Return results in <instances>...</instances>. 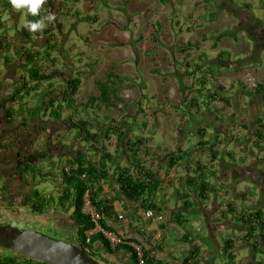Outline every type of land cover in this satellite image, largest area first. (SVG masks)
<instances>
[{
  "label": "trees",
  "instance_id": "trees-1",
  "mask_svg": "<svg viewBox=\"0 0 264 264\" xmlns=\"http://www.w3.org/2000/svg\"><path fill=\"white\" fill-rule=\"evenodd\" d=\"M205 1H213L214 5L216 2H221L229 8L232 6L233 10L237 8L233 4L235 0ZM240 4L242 8L238 9L240 10L239 21L247 25L250 20H254L253 14L250 12V4L246 1H241ZM46 6H52L51 0H46ZM47 7L42 6L39 16H28L27 19L35 20L47 15V12H50ZM3 10H9L10 14L14 13L9 0H0V12ZM84 18L88 17L85 16ZM3 24L4 21L0 20V31L2 32V34L0 33V63L11 64L12 57H10L9 53L13 50L16 55L24 57L23 62L22 58L20 61L28 75L21 77L18 87L13 88L0 98V118L2 122L14 121V117L17 116V118L23 120V126L28 128L31 123L47 118L53 125L59 126L58 130L69 129L76 131L79 141L82 142L81 147H72L65 164L58 169L60 170L59 172L58 170L56 174L51 171L40 172V176L45 179L54 178L55 187H61L59 202L61 206L67 205L77 228V238L81 242L82 247L87 248L93 257H95V253L93 254V251L95 252L94 246L97 244L101 251L109 255L126 252L129 255L130 263L137 264L136 254L131 245L128 244L129 240L120 235L122 242L114 247L110 246L109 241L101 232L92 233L89 242L86 243V232L93 228L94 223L91 221L90 216L82 210L84 196L87 193L92 206L102 216L100 220L102 228L115 233L105 218L113 212L114 208L112 204L106 201V198H99L100 193L103 191V185L111 184L114 181L115 186L111 188L115 194V199H125L126 202H129L136 209L141 210L152 208L160 211L162 209V196L166 195V193H162L165 189L164 185H162L164 179L160 178L154 169L146 168V166L140 164L141 150H145L147 139L134 136L135 140H133L129 137V125L121 123L122 120H116L113 117L107 119L105 117L107 120L105 122V120L103 121L97 116V111L102 107L116 110H124L128 107L129 103L124 101L117 85L111 80L112 76L117 79H120V76L114 73H107L105 81L95 79L96 92L90 94L84 101H77L76 94L80 83L79 77L52 82L51 79L53 80L56 75L63 77L64 74L57 69L51 73L41 72L37 66V61L42 60V56L39 57V52L32 50L31 47L34 46H17L12 43L1 27ZM248 27L250 25H247V29ZM50 30V27H46L42 32H37V36L40 39L36 40H43L41 41L42 48H49L50 42L54 40V35L51 34ZM254 30H257V28H254ZM16 31L22 33L25 40H32L34 33L29 32L24 26L16 29ZM263 31L264 29L262 28L261 32ZM221 34L223 36L228 35L226 32H221ZM12 38L15 40V37ZM260 42L259 50H253L250 57L254 53H261L262 49H264V40L262 39ZM190 45L191 43H186L185 47ZM43 53V58L47 57V52L44 49ZM229 57L230 53L225 49L217 52V59L220 61H229ZM236 62H240V60H236ZM223 66L225 65L220 62H209L202 65L198 62L195 64V71H202V75L197 78V94L190 97L187 102V108L194 110L195 114H198L197 119H192L194 113L191 112L189 114V123L191 122L190 126L195 129L194 137L197 140L186 149L172 152L166 159L165 164H160V167L166 172L176 167H183L186 172V175L180 178V186H173L168 199L165 201V203L172 202L173 207L168 208L164 205L163 208H167L166 210L169 212L166 219L167 222H173L185 228L189 224V217L194 216L197 219L199 216L204 217L205 215L207 216L206 213L211 212V207L209 208L207 204L209 198H211L210 203L213 204L214 200L219 199L220 201L217 202V205L226 207V209L219 211L218 217H207L206 220L209 224H213L215 228H227L226 225L228 224L234 230L242 232V234L223 235L221 238L223 243L220 244L212 242V240L216 239V233L207 234L206 236L204 233H200V228H198L196 236L200 239V243L202 242L201 244L212 251L209 252V261L212 264H240L241 261L238 256L239 246L248 250V256H264V189L260 188L261 179L264 178V117L260 116L261 114L259 113L258 115L255 113L257 118L253 129H250L245 123L237 124L247 131L244 134H241V132L234 133L236 120L229 125L230 127L224 126L225 131H227L225 133H223L224 131L218 133L216 126L202 121L204 120L201 118L203 114L206 116L212 114L216 115V119L219 118L217 115L220 111L217 109V103H230L226 99L225 88L221 85L214 87L212 85L213 79L220 74V68ZM26 77L29 79H26ZM109 79L110 82L108 81ZM45 82H48L47 86L40 88V84ZM209 84L212 87H208ZM229 86L232 85L230 84ZM189 88L188 86L187 89ZM243 90V95L245 96L244 109L246 111L249 100L255 96H264V79L256 82L255 86L249 88L244 86ZM8 103L11 104L6 106ZM17 103H25L22 110H17L14 107ZM239 108L243 111V105L236 106V109ZM89 110L93 111L95 119L92 120V116L88 113ZM235 112H239V110ZM83 114L85 115L83 116ZM87 117L90 119H87ZM228 117L235 119L237 115L236 113H229ZM184 133L185 131L181 130V134ZM112 138L115 141L114 145L110 143ZM232 139H235L236 144L243 149L242 151H245L243 156L238 155L237 150L233 149V147H223L220 150L215 148L218 144L225 146L226 142L232 143ZM247 143H250L251 149L249 150L245 146ZM7 147H14V141ZM198 149L208 151V161L202 160L200 156H193ZM122 161L129 163L128 166H123ZM212 161L215 163L212 164ZM65 167H68V170ZM226 169L230 171L232 182L230 183L231 189L229 192L232 196L230 198L224 197L221 193V189L228 184L222 179L223 172ZM242 170H245L246 174H253L254 178L248 176L243 178L244 181L249 182L252 186L251 189H246L243 193H240L233 189L232 184L240 181ZM83 174L86 176L83 177ZM33 180L34 177L29 182L31 186L33 185ZM53 200L52 195L43 196L38 189L32 188L24 197L23 205L29 206L35 214H42L45 207L51 204ZM234 200H240L242 202L241 205L238 206ZM116 219H120L118 215ZM189 236L190 234L187 233L183 240H188ZM237 241H240L239 245ZM133 242L137 243L135 240ZM205 251L200 246L193 245L189 249L188 255L184 256L179 264H200L202 254ZM216 253L220 258L219 262H216ZM17 254L22 256L21 260L17 255H6L0 259V264H49L36 259L29 262L32 258L21 253ZM144 257L146 258V263L150 264L151 260L145 251ZM256 263L263 264L262 260Z\"/></svg>",
  "mask_w": 264,
  "mask_h": 264
},
{
  "label": "rangeland",
  "instance_id": "rangeland-1",
  "mask_svg": "<svg viewBox=\"0 0 264 264\" xmlns=\"http://www.w3.org/2000/svg\"><path fill=\"white\" fill-rule=\"evenodd\" d=\"M75 0H51L52 6L47 7L46 2L43 7H47V9H50V12H47V14L51 13L55 16L54 21L51 24H48L46 27H53L55 35L57 37H60L59 44L62 45V40L64 36L66 35L68 45H75L74 54L80 50V47L83 50L84 54V64L80 67L76 66V68L84 69L86 66L89 68V72L87 70H82L84 73V76H81L82 83L85 84L79 91L76 99L77 101H84L89 94L96 92V88L94 85L93 79H100L105 81L106 76L105 73L107 70L109 71V65L110 67H114L117 63L112 62L108 65V67L104 66L103 62L106 60H114V57L116 56V49H120L121 53L123 55H126V48L121 47L122 43H119V45H111L113 44L112 41H100V44L98 45L97 50H93L89 48L88 45H90L92 42L87 36L99 34L101 32V29L105 27L106 25L113 24L117 28H126L127 32L126 35H140L139 38L140 43L139 45H143L142 47L144 49L145 54L147 57L151 52H153V59L154 61L152 64H150V68L153 70H164L165 64L164 61H166V64L169 61L166 58L167 54L170 59L173 58V50H174V57L175 60L179 59L182 54V51H179L180 48V42L179 40H173L172 35H176L177 32H175V29H177V26H189L191 28H197L202 27L200 30H194V33L192 34V37L187 38L191 40H198L199 44H202L203 46H199V49L204 50H211L212 48L214 50V55L210 56L211 53H209V57L207 60H199L202 63H223L225 66L220 68V74L216 77V79H213V87L214 86H223L225 88V95L226 99L230 103H224L219 102L217 103V109H219L220 112H218L219 118L212 117V119L209 121V124H213L214 120V126H216V131L218 133H221V131H225L224 126L228 127V124H233L234 120H236L235 124L236 126H239L240 122H244L250 129H253L255 126V120L257 118L258 113L261 114L260 116L264 117V96H255L251 100L248 101L247 110L245 111V96L243 95L244 92V86L246 87L247 83V77L248 73H250L254 78L255 81L258 82L259 80L264 79V49H262L261 53L259 54H253L252 57H250L251 52L253 50L258 51L261 45L262 39L264 40V31L261 32V29H264V7L263 4H261L259 7L255 8L253 10H250L251 14H253V18L255 17L258 21L250 20L247 25H250L247 29V25L243 24L239 21L240 16V8H234L233 10L231 7L229 8L226 5H223L221 2H216L215 5L212 2H207L205 0H188V5L182 6L181 0H146V2L142 0H131L130 4H127L125 0H81L77 5L73 7V2ZM239 0H235L233 4H238ZM116 7L119 6V7ZM73 8V9H72ZM120 8V9H119ZM118 9V10H117ZM14 13L9 12V10H3L0 12V20L4 21V24L2 29L4 31H9L11 37H15V40L11 38V42H14L17 46H26L31 47L35 44H37L39 41L36 39H40L37 36V32H34L32 36V40H25V37L22 33L19 31H16V29H20L22 26H24L25 17L15 10H13ZM210 15V16H209ZM237 17H234V16ZM88 18H84V17ZM209 18V21H206V19ZM235 18V20H234ZM209 22V25L206 26L204 23ZM131 23H137L138 24V31L135 33H131V28L129 27ZM65 25V29H63V32L59 30V25ZM259 25V26H258ZM45 27V28H46ZM157 28V31L154 28ZM57 28V29H56ZM128 28V29H127ZM254 28H257V30H254ZM109 28H106V30ZM130 29V30H129ZM7 31V32H8ZM221 32H226V34L223 36ZM106 33V31L104 32ZM212 36H211V34ZM107 36H109V33H106ZM191 33H188L187 36H190ZM210 38H207L209 37ZM208 39L203 43L204 40ZM262 38V39H260ZM185 39V37H184ZM43 41V40H41ZM40 41V43H41ZM208 43V44H206ZM211 43H214L215 47L211 45ZM183 44V43H182ZM181 44V45H182ZM177 45V47L175 46ZM253 46L255 47L253 49ZM60 47V49H61ZM69 47V46H67ZM130 47V45H129ZM160 47V49H159ZM130 48H134V45H131ZM158 48V49H157ZM215 48V49H214ZM157 49V50H156ZM218 49H225L230 53L229 61L223 62L217 59V52ZM67 51V49H65ZM155 50V51H154ZM73 49L71 50L72 53ZM168 52V53H167ZM73 54V56H74ZM44 53L42 52L40 56H43ZM51 57H55L54 61L48 62L47 59L44 61L45 63H42V71L47 73V71L51 70L52 68H57L61 72H65V77L68 78L71 77L72 71L76 68H72L73 66H69L68 68L64 65H60L59 62L62 61V55H56L53 56V54H50ZM67 55V54H66ZM195 55V56H194ZM196 50L192 53L191 66L193 67L192 71L195 72V62L194 59H196ZM72 56V54H71ZM19 57L13 55V58L15 61H12L11 65H5V63H0V98L5 96L9 89V82L13 83L14 80L17 81L21 78H19V75H21L22 72H24L23 64L20 62ZM22 58V57H21ZM98 59L100 62V65L97 67H92L95 59ZM236 60H240V62H236ZM255 60V61H254ZM64 61V60H63ZM178 61V60H177ZM77 62V61H76ZM135 62V60H134ZM133 61H126L124 64L134 65ZM122 64V63H118ZM160 64V66H158ZM178 65V63H177ZM68 69V70H67ZM72 69V71H71ZM135 69V68H134ZM206 69V68H205ZM204 71V70H203ZM93 74V79H90ZM198 74H202V71H197ZM71 73V75H70ZM142 74V71L139 73ZM158 76V75H156ZM160 77V76H158ZM2 78V79H1ZM152 76L150 79L145 80L146 81V88L151 87L152 85ZM121 80V79H120ZM110 82V79L108 80ZM159 80H157V83ZM107 82L108 84H110ZM119 84L123 85L122 81H118ZM156 83V85H157ZM246 83V84H245ZM232 86H229V85ZM245 84V85H244ZM131 90L134 93V95L131 94V96L128 98L126 97L127 94H130L129 87L126 88L125 85L119 86V88H124L120 92L121 96L124 98L125 101L130 102V100L136 99L137 94H135V90H137V85L135 83H131ZM155 85V84H154ZM244 85V86H243ZM247 85V86H248ZM148 86V87H147ZM208 87H212L211 84L208 85ZM170 86H168L167 90L168 92L171 90ZM131 92V93H132ZM171 93V92H170ZM247 99V98H246ZM20 102V101H19ZM11 104V103H8ZM25 104V103H24ZM24 104L17 103L16 109L22 110L24 107ZM130 108L124 109V110H116V109H105L102 108L101 110H98L97 116L102 119L103 121L107 122L105 117L110 118L113 117L116 120H122L121 123L129 125L131 123V118H136L137 123L139 124L140 121H149L151 120V115L153 114L150 110L148 112H145V114L142 115V112L139 114L136 113L134 110L135 108L132 107V103H130ZM243 105V111L239 109H236V106ZM231 105V106H230ZM31 106V104H30ZM235 106V107H233ZM22 107V108H21ZM192 111L193 117L192 119L196 118L198 114H195V111L190 109ZM239 110V112H235ZM3 111V110H2ZM1 111V112H2ZM92 116V120L95 119V115L93 114L92 110H89L88 112ZM229 113H236L237 117L235 119L228 117ZM257 113V115L255 114ZM138 114V115H137ZM186 114V113H185ZM85 114H83L84 116ZM1 116V115H0ZM137 116V117H136ZM214 116V115H212ZM123 118V119H122ZM87 119H90L87 117ZM224 119V120H222ZM2 119L0 118V121ZM14 120L11 124L2 125L0 124V145H5V148L0 151V170L5 174L6 180L8 181V184L13 185L9 187H12V193H8L10 197H14L15 194V188L14 187V180L18 175L21 177V179L24 178V181L26 183L30 182L31 179H33V185L32 188H36L39 190L40 193L43 194V196H50L52 195L54 198L56 197L57 190H54L56 185L54 184V178H43L40 175V172H46L51 171L53 174L57 173V170L60 169L64 164L65 161L68 159V154L71 152L72 148L70 147H81V143H79V138L77 136L76 131H72L69 129L64 130H58V125H53L52 123L47 121V119L41 120L45 130L47 129V132L50 135V140L47 139L49 137H46L42 140L43 133L40 134L41 128L38 126L35 130V139L33 145L31 146V149L33 147H38L41 150L50 149V151H42V153L49 154L46 158L42 157L43 159H40V161H36L33 164H28L25 162H18L20 161V158L16 157V151L22 147V145H14V147H7L8 145L12 144V141H15V138L13 137L12 130L10 127H14L17 125L19 120H17V116L14 117ZM125 120V121H124ZM44 121V122H43ZM191 124V122L189 123ZM232 125V126H234ZM240 128V127H239ZM242 129V128H241ZM135 130L136 127H135ZM243 131L242 133H246L247 131H244L243 129L240 130ZM154 132V131H153ZM40 134V135H39ZM157 134V133H154ZM159 136L155 138V140H158ZM194 142L197 140L196 138L192 139ZM233 142L231 143V146L227 145H217V147L223 148V147H233L237 150V154L240 156H243L245 151H242L243 149L239 147L238 144H236V140L232 139ZM40 141V142H39ZM51 143L49 146V142ZM38 142V143H37ZM251 143V142H250ZM250 143H247L245 146L249 150ZM252 144V143H251ZM75 147V148H76ZM247 151V150H246ZM202 153L200 155H204L206 157V154L208 152L201 151ZM248 152V151H247ZM200 153V152H199ZM50 156V157H49ZM93 158V157H92ZM203 158V156H202ZM3 169V170H2ZM60 170H58L59 172ZM242 175H240V181L245 182L246 187H250L251 184L249 182H246L243 180L245 176L254 178L253 174L249 173L246 174L245 170H242ZM17 174V175H16ZM43 174V173H42ZM23 177V178H22ZM20 179V180H21ZM18 183H24V181H20ZM261 187L264 189V178L261 179ZM8 195V196H9ZM13 200V198H12ZM19 200V199H18ZM213 211L206 213L202 220H200L199 223L195 226L194 221L196 220V217L191 216L189 217V224L185 227H178V229H181L183 231H186L188 234H190L191 237H194V240L197 242H200V239L198 238V228H200V233H204L206 236L207 234H213L216 233V239L212 240L214 244L221 243V236L219 233H228V231L232 230V227L230 225H226V227H219L215 228L213 224H209L206 220L207 217L210 218ZM35 215V214H34ZM37 215V214H36ZM195 219V220H193ZM191 220H193L191 222ZM19 226L21 227H27V222L21 223L19 222ZM33 224V223H31ZM207 225V227H206ZM35 228L40 229L42 232L52 235L54 237H58V234L54 230V226L51 224L49 225H40V223H36L33 225ZM47 226V227H46ZM218 241V243L216 242ZM179 246L183 248L189 247L187 243L184 241H180L178 244ZM95 252L93 251V254L95 253V257L98 261V251L96 248H94ZM248 254V250L246 248H240L238 249V256L239 258H243ZM181 255L179 251V256ZM217 256V261L219 262V257L217 253L215 254ZM263 258V259H262ZM108 259V258H107ZM262 260V263L264 264V256H257L254 258V256H247V259H244V264H257L256 262ZM109 261V259H108ZM101 262V261H100ZM109 263V262H108Z\"/></svg>",
  "mask_w": 264,
  "mask_h": 264
},
{
  "label": "crops",
  "instance_id": "crops-1",
  "mask_svg": "<svg viewBox=\"0 0 264 264\" xmlns=\"http://www.w3.org/2000/svg\"><path fill=\"white\" fill-rule=\"evenodd\" d=\"M80 1L81 0L74 1L73 7L75 5H77ZM125 1L127 4H130V2H131V0H125ZM142 1L146 2V0H142ZM241 1H246L247 3H249L250 4V10H253L254 7L255 8L259 7L261 4H263V7H264V0H240L238 2V4L235 3L234 5L238 8H242L241 4H240ZM180 2H182V6L188 5V3H189L188 0H181ZM115 7H116V5H115ZM117 7H119V6H117ZM234 17H237V16L235 15ZM253 19L255 21H258L255 17ZM234 20H235V18H234ZM206 21H209V18L206 19ZM204 25L208 26L209 22L204 23ZM129 27L131 28V33H135L138 31L139 26L137 23H134V24L131 23V25ZM57 28H59V30L61 32H63V29H65V25L64 24L62 26L59 25V27H57ZM106 28H109V29L106 30ZM201 28H203V26L199 27V28H197L196 26H195V28L190 27V29H189V26H185V25H183L182 27L177 26V29H175V32H177V34L172 35V39L174 41L177 39L179 40V42H180L179 51H182L183 49H185L184 52H181L184 55H181V57L179 59H177L178 60L177 61V60H175V57H174V54L176 53V52L174 53V50H173V58L172 59H170L168 57V54H167L166 58L169 61V65H168V63L166 64V61H164L165 69L161 70V71L160 70H153L150 68L149 65L152 64V62L154 61L153 52H151L149 54V56L147 57V55L144 52V49L142 48L144 46V44L143 45L138 44V43H140L139 38L141 36L138 35L137 33L135 36H134V34L126 35V33H125V32H127L126 28H123V29L117 28L113 24H110V25H106L105 27H103L99 34H94V35L92 34L90 36H87L90 39V41L92 42L88 46H89V48H91L93 50H97L98 45L100 44V41H102V40L108 41V42L112 41L113 44H111V45H119V43H122L121 47L124 48V50L126 48V50H125L126 55H123L121 53L120 49H116L117 52H116V56L114 57V60L113 61L112 60H106L103 62L104 65L102 67H104V66L108 67V65L111 64L112 62L117 63L113 68L110 67V65H109V71L107 70V72L105 73V76L107 73H114V74L120 76L121 80L114 78L113 76L111 77V80L115 82V84L117 85L120 92L124 88H119V86L125 85L126 88L129 87V89H130L132 86L131 83H135L137 85V90H135V94H137V98L136 99L132 98L130 100V102H128L129 103L128 107L125 109L128 110L131 106L130 103H132L133 105L131 108H135L134 111L138 114L140 112H142V115H143L145 112H148V110H150L153 113L151 115V120L140 121L139 124L137 123L135 117L131 118L132 121H131V123H129L128 136L131 137L133 140H135L134 136H140V137H144L147 139L146 146L144 145L146 147L145 150L144 151L141 150L140 164H142L143 166H146V168L154 169L157 172V174L159 175V177L164 179V182L162 185H164L163 187L165 189L162 191V193H166V195L162 196V199H161L162 200V209L160 211H157L163 215V219L160 222L151 223L143 217V215H142L143 210L136 209L129 202H126L125 199L124 200H116L115 194L112 192V188H111L112 186H115L114 181L111 184L103 185V191H102V193H100V196H99V198H101V199L106 198L107 199L106 201L109 204H112V206L114 208L113 212H111L110 214H108L107 217H105L108 225L112 228L113 231H115L116 234L122 236L125 239H128L129 242H133L135 240V241H137V243L141 244L143 251H145L148 254V257L151 260L150 264H157V263H160V264H179L180 260L184 256L188 255V251L191 248V246H193V245L200 246V248L204 251L207 250V251H205V253L202 254L200 264H212L209 261V252L211 251L210 249H208L205 245L201 244L202 242L200 243V242H197L196 240H194V237L189 236L188 240H183V237H185V235L187 234L186 231L178 229V227H180V226H178L177 224H175L173 222H167L166 221V219L168 218L169 212L166 210L167 208L164 209L163 206L166 205L168 208L173 207L172 202L165 203V201L168 199L169 194L171 193V191L173 189V186H180V178H182L186 175L184 168L183 167H176V168L170 169L168 172H166V170H164L160 167L161 163L165 164L166 159L171 155L172 152L179 151V149H186V148L192 146V144L194 143V140L192 141V139L195 138L194 137L195 129H193L194 127L192 126L193 127L192 128L189 124V116H190L189 114L192 111L189 108H187V104H188L187 102L190 99V97L197 94L198 85L196 82H197V78L201 77L202 74H198L197 71H195V72L192 71L193 67L191 66L190 59L193 57L192 53L194 50H196V54H197L196 55L197 58L194 59V62H195L194 64L201 62V61H198V59L199 60H201V59L207 60V58L209 57V55H208L209 53H211L210 56L214 55V50L212 48H210L211 50L199 49V46H203V45L199 44L197 39L191 40V41H190V39H187V38L192 37L194 30L195 31L200 30ZM50 29H51L50 30L51 34L54 35L53 36L54 40L50 42L49 48H47V47H46V49H45V47L42 48V45H41L42 42L40 43V41L37 44H35L36 46L33 45L34 47H31L32 50L34 49V52L38 51L39 55L43 52V49L45 50V52H47V57L43 58V56L42 57L39 56L42 58V60L37 61V66L39 67L40 71L43 72L41 65H42V63H45L44 62V61H46L45 59H47L48 62L55 60V57H51V55H50L51 53L53 54V56L62 55V59L64 61L63 60L60 61L59 64L64 65L67 68L69 66H73L72 68H76V66H78V67L82 66L84 64V60H83V58H84L83 53L84 52H83V50H81L82 48L80 47V50L74 54L75 45H71V44L68 45L69 43L67 42L68 38L66 37V35L64 36V38L62 40L63 46L61 47V45L59 44L60 37H57L55 35V32H54L55 30L53 27H51ZM154 29L157 31V28H154ZM7 31H5L6 32L5 35L8 36V39L10 40L11 35H10V32L9 31L7 32ZM105 31H106V33H109V36H107L106 33H104ZM0 33L2 34L1 31H0ZM188 33H191V35L187 36ZM211 36H212V34H211ZM184 37H185V39H184ZM207 38H210V35ZM207 38H206V40L203 41V43H205V41L208 40ZM12 43H14V42H12ZM186 43H191V45L188 47H185ZM206 44H208V43H206ZM129 45H130V47H131V45H134V48L133 49L130 48ZM211 45L213 47H215L214 43H211ZM67 46H69V47H67ZM60 47H61V49H60ZM175 47H177V45ZM65 49H67V51ZM72 49H73V51L71 53ZM159 49H160V47H159ZM219 50H221V49H218V51ZM9 54H10V57H12L11 60L15 61V59L13 58V55H16L15 51L12 50ZM71 54H72V56H71ZM73 54H74V56H73ZM16 56H18V55H16ZM21 57H22V62H23L24 57L23 56H21ZM21 57H19V60L21 59ZM94 59H95V61H94L92 67H97L98 65H100L101 61H99L96 58H94ZM130 60L133 62L135 60V62H134L135 66L134 67L132 65H128L127 63L124 64L126 61L128 62ZM118 63H122V64H118ZM177 63H178V65H177ZM11 64H8V65H11ZM75 64H76V66H75ZM158 66H160V64ZM55 69H57V68H52L51 70L47 71V73H51ZM85 69L87 70V72H89V68L87 66L81 70L79 68H76L75 70L72 71V69H71V71H72V75L70 73L71 77L68 76V78H66L65 72H62L64 74L63 77H61L60 75H56L53 80L51 79V81L52 82H59L60 80L61 81L62 80H69L73 77L78 76L80 79V83L78 86L79 87L78 92L76 94V97H77V95H78L79 91L81 90V88L83 87V85L85 86V84L82 83V80L80 78L81 76H84V73L82 72V70H85ZM24 70H26L25 67H24ZM57 70H59V69H57ZM140 71H142L141 75L139 74ZM26 72L27 71L22 72L21 75H19V78H21L23 76H27L28 74ZM90 74L92 75V77H90V79H93V74L91 72H90ZM156 75H158L160 77H158ZM151 76L153 78L152 79L153 82H152V85L149 89V88H146V81L145 80L150 79ZM208 76L210 77V75H208ZM17 79L14 80L13 83L9 82V87L11 88V89H9V91L20 85L21 79H19L18 81H17ZM26 79H29V78L26 77ZM93 80H95V79H93ZM157 80H159L158 81L159 83H157ZM118 81H122L123 85L119 84ZM47 83L48 82L41 83L40 88H45L47 86ZM156 83H157V85H156ZM33 85H34V82H33ZM168 86H170V88H172L169 92L167 90ZM188 86L190 87L189 89H187ZM131 92H132V90L130 91V94L126 95V97L129 98L131 96V94L134 95V93L133 92L131 93ZM93 93H95V92H93ZM93 93H91V94H93ZM125 102H127V101H125ZM20 104H22V103H20ZM16 105H14L15 108H16ZM6 106H9V104H6ZM102 108H104V107H102ZM101 109H99V110H101ZM206 114H208V113H206ZM205 116L206 115L203 114V116H201V118H203L204 120H202V119L201 120L203 122L205 121L208 124H209V121L212 119V117L216 118V115L212 116V114L210 116H206V117ZM44 119H47V118H42V120H44ZM190 121H191V119H190ZM212 121H213V124H210V125H213V126L216 125V124H214V120H212ZM202 123H200V124H202ZM240 123H244V122H240ZM228 125H230V124H228ZM135 127L137 130H135ZM228 127H230V126H228ZM239 127L240 126H236L234 133L243 132V131H240L242 129L244 131H246L244 128H242V127L239 128ZM181 130H184L185 133L181 134ZM225 132H227V131H224L223 133H225ZM154 133H157V134H154ZM157 136H159V139L155 140V138ZM79 143L82 144V142H80V141H79ZM110 143L113 145L115 144L114 138H112L110 140ZM227 145L231 146V143L230 144L228 143ZM75 147L76 146H74V148ZM70 148H72V147H70ZM215 148L220 150V147L216 146ZM228 148H230V147H228ZM202 150L204 152H208L205 149H198L197 151H195V154L193 156L194 157L200 156L201 158L203 156L202 160L208 161V154H206V157L204 155H200L202 153L201 152ZM226 159H228V158H226ZM121 163L123 164V166H128V164H129V163H125V161H122ZM211 163L214 164L215 162L212 161ZM222 179L225 181V183H228V184L225 186V188L221 189V193L224 197L230 198V197H232L230 192H229L231 189L230 183H232V182H231V176H230L229 169H226L223 172ZM232 187H233V189H235L236 191H238L240 193H243L244 190L250 188V187L247 188L245 185V182H242V181H239L238 183L232 184ZM160 197H161V195H160ZM210 200H211V198H209V202L207 204H208L209 208L211 207V211H213V213L211 214V218L212 217L213 218L218 217L219 211H221V210L224 211L226 209V207H219L217 205L218 204L217 202L220 201L219 199L214 200V204L210 203L211 202ZM234 202L238 206H240L242 203V202H240V200H234ZM169 210H171V209H169ZM119 213L123 214V218L116 219V216ZM202 219H203V217L199 216L194 221L195 226ZM236 234L241 235L242 232L236 231L232 228V230L231 231L229 230L228 233H219V235H222L221 238L223 237V235L224 236H226V235L233 236ZM180 241H184L185 243H187L189 245V247L183 248V247L179 246L178 244L180 243ZM221 241H222V239H221ZM239 242L240 241H237L238 245H239ZM217 243H218V241H217ZM221 243H223V241ZM218 244H220V243H218ZM237 244L235 243V245H237ZM94 248H96L98 250L96 252H98L99 255L106 257V259L108 258L109 263H112V264H131L130 260H129V255L126 252H118V253H114L113 255H109V254L101 251L100 247H98L97 244L94 246ZM238 249H240V246ZM179 251L181 253L180 256H179ZM248 254L244 257V259H246ZM254 258H256V257H254ZM244 259L240 258V261H241L240 264H243Z\"/></svg>",
  "mask_w": 264,
  "mask_h": 264
},
{
  "label": "flooded vegetation",
  "instance_id": "flooded-vegetation-1",
  "mask_svg": "<svg viewBox=\"0 0 264 264\" xmlns=\"http://www.w3.org/2000/svg\"><path fill=\"white\" fill-rule=\"evenodd\" d=\"M17 120H19L17 125L14 127H10L11 129H13L12 133H14L13 134V137L15 138L14 145L15 144L22 145V147H20L16 151L15 156L20 158V161H17V164H19L18 162H25L28 164H33L36 161L39 162L40 159H43L44 157L46 158L49 154H46L45 152L42 153V151H50V149L46 150V146L44 150H41L39 148V145L38 147L36 146V147H33V149H31V146L34 143V141L32 142V140L35 139L34 133L38 126L41 128L40 134L43 133L42 140L46 137H49L47 139L50 140V135L47 132V129L45 130L44 125H43L44 127L41 126V124H43L41 121L42 119L37 120L34 123H31L30 127L28 128L23 126V120H21L20 118H17ZM47 121L50 122L48 119ZM12 122L13 121L3 123L1 120L0 124L6 125V124H11ZM51 123L52 122H50V124ZM26 132H28V134H26ZM48 144L50 146V144H53V143H51L50 141ZM4 148H5V145L0 146V151H2ZM19 176L20 175H18L16 179L14 180V184H15L14 187L16 186L15 188L16 195H14V197H10L8 193L9 192L12 193L13 185L8 184L5 174L1 172L0 170V223H8V224H13V225H18V226L20 225L19 222L29 223L27 224V227H24V228H35L33 225H35L36 223H40V225L42 224L44 226L45 225L50 226L52 224L54 226V230L58 234L57 238L68 240V241H79L77 238V228H76L75 222L71 218L70 210L67 208V205L61 206L59 202V198L61 196V193L59 191L61 190V187L58 186L54 189L55 191L56 189H58L56 197L55 198L53 197L54 200L51 201V204L45 207L42 214L36 215L29 208V206L23 205L24 197L32 189V186L29 182L26 183ZM19 180L22 182L24 181V183H21V184L18 183ZM9 185L12 187H9ZM6 255H17L20 257L19 258L20 260L22 258V256L18 255L16 252L0 247V259H2ZM98 259L104 264H110L108 263V260L106 259V257H103L102 255H98ZM32 261L34 260L30 259L29 262H32Z\"/></svg>",
  "mask_w": 264,
  "mask_h": 264
},
{
  "label": "water",
  "instance_id": "water-1",
  "mask_svg": "<svg viewBox=\"0 0 264 264\" xmlns=\"http://www.w3.org/2000/svg\"><path fill=\"white\" fill-rule=\"evenodd\" d=\"M0 247L49 264H103L80 241H68L35 228L0 223Z\"/></svg>",
  "mask_w": 264,
  "mask_h": 264
},
{
  "label": "built area",
  "instance_id": "built-area-1",
  "mask_svg": "<svg viewBox=\"0 0 264 264\" xmlns=\"http://www.w3.org/2000/svg\"><path fill=\"white\" fill-rule=\"evenodd\" d=\"M247 83H249V85L247 84L249 87L255 86L256 84L255 78L250 73H248ZM65 169L68 170V167H65ZM82 176L85 177L86 175L83 174ZM82 210L84 213L90 216L91 221L94 223L93 228L86 232V243L89 242L90 235L95 232H101L104 235V237L109 241L110 246L112 247L122 242V239L119 235H117L114 232L104 230L102 228V226L100 225V220L102 216L96 210V208L92 206L87 193L84 196ZM142 215L147 221L151 223L160 222L163 219V215L160 212L153 210L152 208H147L143 210ZM118 218H123V214L119 213ZM128 244L131 245V247L133 248L136 254L137 264H147L146 258L144 257V251H143L142 245L139 243H135V242H128ZM85 250L88 251L87 248H85Z\"/></svg>",
  "mask_w": 264,
  "mask_h": 264
},
{
  "label": "clouds",
  "instance_id": "clouds-1",
  "mask_svg": "<svg viewBox=\"0 0 264 264\" xmlns=\"http://www.w3.org/2000/svg\"><path fill=\"white\" fill-rule=\"evenodd\" d=\"M45 2L46 0H9V4L12 7V9L17 12H20L25 17L24 27L29 32H33V33L42 32L44 28L48 24H51L55 19V16L51 13L41 16L39 19H35V20L27 19L28 16H32V17L39 16L42 9V5H44Z\"/></svg>",
  "mask_w": 264,
  "mask_h": 264
}]
</instances>
